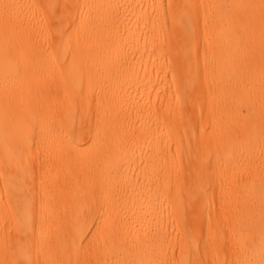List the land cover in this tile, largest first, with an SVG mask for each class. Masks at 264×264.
<instances>
[{
  "label": "bare ground",
  "instance_id": "bare-ground-1",
  "mask_svg": "<svg viewBox=\"0 0 264 264\" xmlns=\"http://www.w3.org/2000/svg\"><path fill=\"white\" fill-rule=\"evenodd\" d=\"M263 8L0 0V264H264Z\"/></svg>",
  "mask_w": 264,
  "mask_h": 264
},
{
  "label": "rangeland",
  "instance_id": "rangeland-1",
  "mask_svg": "<svg viewBox=\"0 0 264 264\" xmlns=\"http://www.w3.org/2000/svg\"><path fill=\"white\" fill-rule=\"evenodd\" d=\"M263 2V6H264V0H262ZM264 9V8H263ZM259 29V31H262L263 30V27L261 25H259L257 27ZM204 54H207L208 51L205 50L203 52ZM206 95V92L205 94ZM172 107L174 108H177L175 105H172ZM178 109V108H177ZM178 113V117H180V112L177 111ZM204 115L201 116V118H203ZM172 149H171V156H172V159L175 160L176 163H178V167H179V171H181V174H178V175H175L174 177L173 176H170V182H171V189L172 191L176 188V186H181L182 184V176L185 174V171H186V168H187V163H186V158H185V154L184 153H177L176 149H175V144H172ZM207 183V182H206ZM208 190L210 193H212V198H213V201H212V204H211V210L209 212V215H210V218L213 222H215L216 220H221V214H222V206H223V199L219 193V190L217 188V183L215 184V186L208 184ZM178 187V188H179ZM213 187V188H212ZM227 224L228 223H224L222 224L221 223V227L223 228L222 231H220V234L222 236L225 237L226 240L229 239V229L227 228ZM188 224L187 223H180L179 224V227L181 228L182 230V233L179 234V235H175L171 238L170 240V249H175V252L177 255L180 254V250L183 246H181V243L185 240L184 238V230L187 228ZM187 230V229H186ZM204 251H200L199 255H203ZM191 256H193V254H191ZM229 258H230V255H229V251L226 250L225 252V263L228 264L229 263Z\"/></svg>",
  "mask_w": 264,
  "mask_h": 264
}]
</instances>
